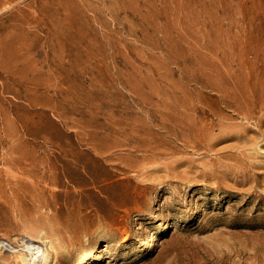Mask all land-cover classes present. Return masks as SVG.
I'll list each match as a JSON object with an SVG mask.
<instances>
[{
	"label": "rangeland",
	"instance_id": "1",
	"mask_svg": "<svg viewBox=\"0 0 264 264\" xmlns=\"http://www.w3.org/2000/svg\"><path fill=\"white\" fill-rule=\"evenodd\" d=\"M263 102L264 0H0V264H264Z\"/></svg>",
	"mask_w": 264,
	"mask_h": 264
},
{
	"label": "bare ground",
	"instance_id": "2",
	"mask_svg": "<svg viewBox=\"0 0 264 264\" xmlns=\"http://www.w3.org/2000/svg\"><path fill=\"white\" fill-rule=\"evenodd\" d=\"M36 5V4H35ZM50 5V4H49ZM65 7V6H64ZM24 8V7H23ZM21 10V9H20ZM69 10V9H68ZM25 14V13H24ZM41 20V19H40ZM60 23V22H59ZM67 24V23H66ZM231 99V98H230ZM157 101V100H156ZM176 102V101H175ZM156 103V102H155ZM264 103V102H263ZM201 108V107H200ZM203 108V107H202ZM160 110V109H159ZM204 110V109H203ZM159 114H160V112H159ZM183 115V114H182ZM253 115V114H252ZM164 120V119H163ZM90 121V120H89ZM113 121V120H112ZM145 121V120H144ZM147 121V120H146ZM202 121V120H201ZM172 122V121H171ZM210 122V121H209ZM148 126V125H147ZM172 126V125H171ZM204 126H205V124H204ZM203 126V127H204ZM145 127V126H144ZM202 127V128H203ZM136 128V127H135ZM149 128V127H148ZM211 128V127H210ZM123 129V128H122ZM126 129V128H125ZM197 131V130H196ZM122 132V131H121ZM176 132V131H175ZM174 132V133H175ZM80 133V132H79ZM145 134V133H144ZM176 134V133H175ZM103 136V135H102ZM152 136V135H151ZM122 138V137H121ZM132 138V137H131ZM98 139V138H97ZM87 140V139H86ZM205 140V139H204ZM89 142V141H88ZM163 142V141H162ZM145 145V144H144ZM139 146V145H138ZM143 147V146H142ZM155 149V148H154ZM170 152V151H169ZM136 153V152H135ZM168 153V152H167ZM166 153V154H167ZM143 155V154H142ZM100 156V155H99ZM160 156V155H159ZM135 161V160H134ZM257 162V161H256ZM77 170V169H76ZM128 170V169H127ZM124 178V177H123ZM94 182V181H93ZM147 184V183H146ZM1 187V186H0ZM8 187V186H7ZM24 187H26V186H24ZM96 187V186H95ZM14 188V187H13ZM146 188V187H145ZM2 189V188H1ZM97 190V189H96ZM139 190V189H138ZM1 191H3V190H1ZM6 193V192H5ZM13 194L15 193V192H12ZM3 194V193H2ZM5 195V194H4ZM12 196V195H11ZM2 199V198H1ZM13 199V198H12ZM19 200V199H18ZM35 200V199H34ZM1 202V201H0ZM4 202V201H3ZM26 203V202H25ZM1 204V203H0ZM6 204V203H5ZM37 205V204H36ZM33 206V205H32ZM42 206V205H41ZM23 211V210H22ZM25 212V211H24ZM88 213V212H87ZM100 214V213H99ZM44 215V214H43ZM98 217V216H97ZM48 218V217H47ZM102 218V217H101ZM39 219V218H38ZM41 219V218H40ZM68 219V218H67ZM82 219V218H81ZM56 221V220H55ZM68 221V220H67ZM39 222V221H38ZM81 222V221H80ZM51 223V222H50ZM36 224H38V223H36ZM40 225V224H39ZM30 226V225H29ZM34 226H36V225H34ZM67 227V226H66ZM35 228L36 227H30V230H35ZM42 228H44V227H42ZM50 228V227H49ZM37 229H39V228H37ZM45 229V228H44ZM51 229V228H50ZM55 229H56V227H55ZM60 230H61V228H60ZM72 230V229H71ZM40 231V230H39ZM45 231V230H44ZM53 231H54V229H53ZM64 231V233H65V229L63 230ZM76 231V230H75ZM78 231V230H77ZM34 232H36V231H34ZM41 232H43V231H41ZM58 232V231H57ZM56 232V233H57ZM38 233V232H37ZM54 233H55V231H54ZM62 233V232H61ZM4 234V233H3ZM33 235V234H32ZM31 236V235H30ZM36 236H38L39 238V240L38 239H34V238H30L31 240H30V242H25V241H21L22 243H21V245L23 246V248H24V250H28L30 253V255L28 256L27 254H25V252H23V251H21V252H19V253H17V254H15V260H14V262L13 263H16V264H50V260H51V258L53 257V255H52V252H55V253H57V251H58V245L57 244H55L53 241L51 242V240H49L48 239V241H42L43 239H46L48 236H46V235H39V233H38V235H36ZM34 237V236H33ZM40 238L42 239V240H40ZM60 240V239H59ZM156 240H157V234L155 233V234H153V236H152V239H151V241H148L147 243H145L143 246H145V250H144V252H146V251H149V250H151L153 247H154V245H155V243H156ZM31 241H38V242H40V244L42 243V245L43 246H41V245H39V244H35V243H32ZM11 242V241H10ZM67 243V242H66ZM6 245V244H5ZM142 246V247H143ZM148 247H150V248H148ZM8 248H9V246H8ZM19 248V247H18ZM62 253V252H61ZM96 254H97V252L95 251V253H93L92 255H91V257H92V259L93 258H95V256H96ZM52 256V257H51ZM86 261H84V259H82V261H81V263L80 264H83V263H85Z\"/></svg>",
	"mask_w": 264,
	"mask_h": 264
}]
</instances>
